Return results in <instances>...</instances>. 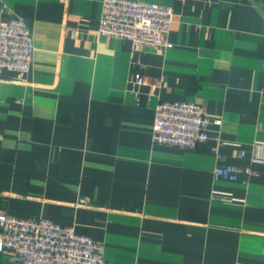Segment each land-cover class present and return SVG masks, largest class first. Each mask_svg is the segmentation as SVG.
<instances>
[{
  "label": "crops",
  "instance_id": "crops-1",
  "mask_svg": "<svg viewBox=\"0 0 264 264\" xmlns=\"http://www.w3.org/2000/svg\"><path fill=\"white\" fill-rule=\"evenodd\" d=\"M131 1L172 8L166 48L99 35L102 0H0L34 46L28 73L0 74V209L112 264H264V0ZM166 101L202 106L208 140L154 144Z\"/></svg>",
  "mask_w": 264,
  "mask_h": 264
},
{
  "label": "built area",
  "instance_id": "built-area-1",
  "mask_svg": "<svg viewBox=\"0 0 264 264\" xmlns=\"http://www.w3.org/2000/svg\"><path fill=\"white\" fill-rule=\"evenodd\" d=\"M173 20L170 6L102 0L98 33L129 41L135 48H166ZM33 49L31 33L22 19L0 18V74L4 71L19 76L28 73ZM135 83L141 85L144 79L137 76ZM210 124L211 118L196 103L161 102L155 108L152 140L160 146L193 149L208 140ZM238 171L234 166H218L214 176L234 181ZM245 171L252 173L249 168ZM100 251L97 242L77 234L72 227L46 219L14 217L0 209V254L11 264H112L102 258Z\"/></svg>",
  "mask_w": 264,
  "mask_h": 264
}]
</instances>
